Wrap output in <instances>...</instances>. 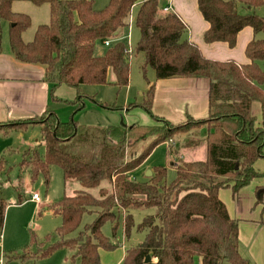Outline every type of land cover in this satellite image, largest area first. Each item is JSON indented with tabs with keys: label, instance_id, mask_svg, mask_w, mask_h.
<instances>
[{
	"label": "trees",
	"instance_id": "trees-1",
	"mask_svg": "<svg viewBox=\"0 0 264 264\" xmlns=\"http://www.w3.org/2000/svg\"><path fill=\"white\" fill-rule=\"evenodd\" d=\"M42 1L49 6V23L39 25L30 42H25L22 34L31 20L12 10L13 0H0V21L9 24L14 59L43 68L53 100L56 89L66 86L75 90L76 104L82 99L81 85H104L110 71L115 77L113 84L126 87L129 58L138 54L144 58L142 70L151 68L155 80L203 77L210 81V87L208 119L187 117L184 126L153 115V86L138 105L156 123L151 127L89 128L72 120L60 121L49 110L35 119L0 123V133L29 125L41 127L43 154L26 148L21 155L17 204L23 201V175H28L30 183L41 177L48 184L51 166L61 169L64 185L75 183L80 188L49 205L48 210L61 220L56 228L59 240L39 257L69 248L74 252L71 264H100L99 249L112 251L117 246L102 234L104 223L112 225L114 237L122 220L128 236L134 226L131 213L152 209L154 213L137 225L138 231L145 232L143 241L127 249L119 264H196V259L199 264H249L238 250V220L229 216L218 193L231 188L235 196L264 175L253 167L264 157V38H256L264 34V15L255 12L264 6V0H197L198 10L209 25L203 35L206 44L222 42L232 49L238 33L251 28L253 39L245 47L248 62L243 65L205 58L195 44L182 40L186 26L176 14L159 13L158 0H108L100 10L93 8V0H33L37 5ZM135 5L132 23L139 39L130 53L119 36L129 26ZM98 41H109L100 57L94 55ZM254 104L259 105V117L252 112ZM44 115L41 123L39 118ZM202 128L206 134L199 138ZM91 130L99 132L102 140L95 141L88 152L78 151L75 143H87ZM180 134L195 137L183 142L184 148L205 146L202 160L177 161L170 184L161 166L153 167L144 181L132 177L157 145ZM2 158L0 174L7 165ZM255 196L256 203L262 201L264 188L258 187ZM7 205L0 197V234ZM85 214H94L95 220L76 238H68ZM147 256L150 261L145 263Z\"/></svg>",
	"mask_w": 264,
	"mask_h": 264
},
{
	"label": "rangeland",
	"instance_id": "rangeland-1",
	"mask_svg": "<svg viewBox=\"0 0 264 264\" xmlns=\"http://www.w3.org/2000/svg\"><path fill=\"white\" fill-rule=\"evenodd\" d=\"M93 1V8L95 10L103 9L108 2V0ZM12 10L17 13L28 15L31 20L30 27L22 34V39L25 42H30L33 39L34 33L39 25L49 23V6L46 1H42L39 5H36L33 0H13ZM136 11L137 6H133L129 18V26L126 27L119 36V39H121L120 41H122L129 50L135 47L139 39V32L132 23ZM241 12H243V10ZM255 12L258 15H264V6L255 10ZM8 28V22L1 20V50L9 48ZM256 38H264V34H259ZM106 50L107 46H105L103 42L98 41L94 47V55L100 57L104 55ZM129 60L130 78L129 84L126 87L119 88L115 86L113 84L115 77L110 71L107 75V83L104 85H81L80 94L82 95V99L76 104L73 103L76 100V92L73 89L63 87L65 90L64 97H71L72 102H68V104L66 101H61V103L54 102L51 104L52 112L60 121L72 120L78 125L88 126L89 128H106L120 125L151 127L155 122L148 112L138 105L142 104L146 99L148 90L146 85L152 81V79L154 80V71L149 67H147L145 71L142 70L144 58L141 54L131 56ZM262 88L264 89V84ZM55 95L56 97L59 96L58 92H56ZM132 105H136V107H131ZM54 110H56V112H54ZM252 110L253 114L259 117V105L254 104ZM39 119L40 122L43 123L45 115ZM205 119H208V117ZM185 124H187V120H184V122L178 125L184 126ZM40 129V125L36 124L29 125L23 130H10L7 133H0V158L3 157L7 164L3 167L4 171L0 174V197L8 204L5 211L6 219L4 220L3 226V237H5L6 234V245L5 247L2 246V250L0 249V251L4 253L0 254L2 264H71L70 262L74 252L69 248L57 249L47 258H40L39 256L43 251H46L59 240L56 234V228L59 226L61 220L58 215L48 210L49 205L57 203L64 196L73 194L74 191L80 189L79 185L75 183L64 185L61 169L58 166H51L48 184H45L44 180L38 177L33 183H27L31 187L29 190L23 191L22 203L17 205L16 201L17 195L15 187L18 184V177L20 174L19 164L22 161L21 155L23 150L26 148H36L39 153L43 154L44 152ZM91 131L92 132L89 134L90 139L87 143H80L78 140L75 143V148L78 151L88 152L92 149L95 141L99 142L102 140V136L99 132L95 130ZM204 131L203 129L202 132H200L202 133L201 137L206 134V132L203 134ZM186 136L188 135L180 134L179 136L169 139L167 143L157 145L135 170L132 177L138 182L144 181L148 178L146 177L147 171H150L153 167L161 166L166 170V183L170 184L175 179V168L173 164H176L177 161H181V159L182 161L202 160L205 156L203 145L200 147H188L187 149L184 147L182 148L183 142L194 140L195 138L192 136L187 138ZM4 144H6V148H4ZM167 147L170 149L171 154L168 152ZM178 153L181 159L178 158ZM173 156L175 157L174 161ZM258 160L254 163L253 167L257 172L264 174V157ZM258 182L264 185V175L254 179L244 188L245 190L243 189L244 191L239 194L240 201L237 202V209L238 207L241 209L243 208V214L249 201H253V203H251L254 205L256 199L255 190L258 187H263L260 185L258 186ZM225 190H229L233 197L231 188ZM93 193L96 194L95 191ZM32 194L38 195L39 204L30 202V195ZM234 205H236V200L234 201ZM260 208L261 206L258 209ZM18 212L20 214V222L14 224V217ZM153 213L154 210L152 209L133 211L131 214L134 226L130 229L128 236L124 234L122 220L119 221L120 224L115 231L114 237L112 234V225L109 222L104 223L101 228L102 234L110 239V241L117 243V246L112 251L100 250V264H109L115 252L122 251L121 248H123V246L127 250L141 243L145 236V232L138 231L137 225L144 217ZM94 220V214H85L82 217L79 228L69 235L68 238H76L79 232L83 231V227L91 224ZM195 263L199 264V259H196ZM75 264H79V262L77 263V261H75Z\"/></svg>",
	"mask_w": 264,
	"mask_h": 264
},
{
	"label": "crops",
	"instance_id": "crops-1",
	"mask_svg": "<svg viewBox=\"0 0 264 264\" xmlns=\"http://www.w3.org/2000/svg\"><path fill=\"white\" fill-rule=\"evenodd\" d=\"M142 1L144 0H140V3ZM158 2L160 4V14L174 13L181 19L186 26L182 40L195 44L205 58L221 62L232 61L238 65L248 62L244 50L249 41L253 39L251 28L246 27L238 33L236 45L232 49L222 42L206 44L203 41V35L209 25L198 10L197 0H158ZM164 8H167L168 11L163 12ZM151 86H153V101L151 105L153 115L166 120L172 125L181 124L187 117L196 120L208 117L210 81L207 78L179 77L155 80L154 77V80L152 79L146 85L147 89ZM63 87L66 86H60L56 89L54 92L56 100H53L50 96L49 85L44 81L43 68L41 66L16 61L10 51V47L0 51V123L35 119L44 114L45 111H53L51 110V104L54 102L61 103V101H66L67 104L72 102L71 97H64L65 90ZM56 92L59 94L57 97L55 95ZM153 125L156 124L154 123ZM203 129H200V132ZM200 132L199 138H202V133ZM205 132L206 130L203 134ZM4 145V148H6V144ZM167 149L169 148L167 147ZM174 158L173 156V161ZM178 158L181 159L179 153ZM27 183H29V177L25 174L22 178L23 191H27L31 187ZM257 185L264 188V185L260 184V182ZM243 189L233 197L229 190L222 189L219 191V197L225 204L229 216L238 220V250L240 255L247 259L249 264H264V199L259 203H256L255 199L254 205H252L253 201H249L243 214V208L238 207L237 209V202L240 201L239 194L245 190ZM235 200L236 205H234ZM30 202L38 203L31 199ZM260 206L261 208L258 209ZM19 216V212L16 213L14 224L20 222ZM5 238L6 234L3 237L2 229L0 237L1 250L2 246L5 247L6 245ZM121 249L122 251L115 252L109 264H119L122 261L126 248L123 246ZM1 253L3 251H0Z\"/></svg>",
	"mask_w": 264,
	"mask_h": 264
},
{
	"label": "built area",
	"instance_id": "built-area-1",
	"mask_svg": "<svg viewBox=\"0 0 264 264\" xmlns=\"http://www.w3.org/2000/svg\"><path fill=\"white\" fill-rule=\"evenodd\" d=\"M167 11H168L167 8H164L163 9V12H167ZM104 45L105 46H108L109 45V41L104 42ZM31 199L34 200L35 202H39V197H38L37 194H32L31 195ZM0 237H1V234H0ZM0 264H2V261L1 260H0Z\"/></svg>",
	"mask_w": 264,
	"mask_h": 264
},
{
	"label": "water",
	"instance_id": "water-1",
	"mask_svg": "<svg viewBox=\"0 0 264 264\" xmlns=\"http://www.w3.org/2000/svg\"><path fill=\"white\" fill-rule=\"evenodd\" d=\"M151 176V171H147L146 172V177H150ZM150 261V256H147L146 258H145V263H148Z\"/></svg>",
	"mask_w": 264,
	"mask_h": 264
}]
</instances>
